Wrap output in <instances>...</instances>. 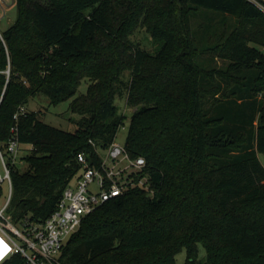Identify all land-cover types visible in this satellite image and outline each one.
Wrapping results in <instances>:
<instances>
[{"label":"trees","instance_id":"16d2710c","mask_svg":"<svg viewBox=\"0 0 264 264\" xmlns=\"http://www.w3.org/2000/svg\"><path fill=\"white\" fill-rule=\"evenodd\" d=\"M15 3V21L0 30V146L16 126L31 149L25 169L11 165L12 220H45L56 209L78 154L97 157L96 146L116 138L125 121L116 97L126 93L137 109L124 143L146 158L155 193L136 187L88 214L64 264H175L183 248L196 264L199 245L202 264H264V9L252 0ZM199 15L228 27L198 46ZM141 31L161 43L155 52L134 38ZM84 78L87 90L75 96ZM39 93L50 104L75 96L79 128L27 109ZM3 264L27 263L16 254Z\"/></svg>","mask_w":264,"mask_h":264},{"label":"built area","instance_id":"2783aa9c","mask_svg":"<svg viewBox=\"0 0 264 264\" xmlns=\"http://www.w3.org/2000/svg\"><path fill=\"white\" fill-rule=\"evenodd\" d=\"M252 1L264 9L257 0ZM0 3L6 4V1L0 0ZM20 110L23 112L24 107ZM12 130L14 135L7 146H0V159L4 168V171L0 170V195L5 182L9 187L0 206V252L5 250L0 254V264L16 254L27 264H64L61 259L63 248L88 214L136 187L150 195L155 193L146 158L132 157L125 143L115 138L105 148L96 146L97 157L87 158L84 153L78 154L81 166L77 177L66 186L56 209L45 220L25 217L15 223L8 213L13 194L11 165L17 161L21 142L17 127L14 126Z\"/></svg>","mask_w":264,"mask_h":264},{"label":"rangeland","instance_id":"374dc122","mask_svg":"<svg viewBox=\"0 0 264 264\" xmlns=\"http://www.w3.org/2000/svg\"><path fill=\"white\" fill-rule=\"evenodd\" d=\"M5 1L6 4L0 3V30H4L10 24H12L15 21L17 15V7L15 1L14 3L12 2V0ZM205 11L207 10L201 8V13H204ZM218 13L221 14V17H223L222 12ZM218 18H220V16H217L215 21L213 19H208L206 16L199 15V17L195 19L193 27L196 28L195 36L196 38H198V46H203L208 36L210 34H213L216 30L225 29L226 27H228L229 23L227 22V20L222 19L218 21ZM134 38L142 40L143 46L149 49L151 52H155L161 44L160 42H154L151 36L145 31L139 32L137 35L134 36ZM202 61L203 63L205 62L208 65H217L216 67H224L227 64L226 60L222 58H215L212 55H204ZM125 74V78H127L129 76L128 71ZM88 84L89 80L87 78L82 79L75 96L85 93ZM74 97L65 99L56 104H50L49 98L45 94L39 93L29 98L26 103V107L31 111H37L44 122L60 129L73 132L79 128V120L82 117L79 113L72 112L69 108L70 102ZM116 104L119 107V112L125 116L124 124L119 128L117 132L116 140L120 143H124L126 140L131 116L133 112L137 109V106H130L129 104H127L126 93L124 95L116 97ZM101 151L104 152V150ZM28 152V144L21 143L20 151L18 153V156H16V165H18V167L21 169H25L27 167V164L23 158ZM259 157L262 163L264 164V153H260ZM0 170L4 171L1 159ZM8 189V184L7 182H5L2 185L0 195V206L5 200V197L8 193ZM186 257V250L185 248H183L182 250L177 252L175 256V264H191L187 263ZM197 258L198 259L196 261V264H202L206 258V249L202 245L198 246Z\"/></svg>","mask_w":264,"mask_h":264},{"label":"crops","instance_id":"0c3cea01","mask_svg":"<svg viewBox=\"0 0 264 264\" xmlns=\"http://www.w3.org/2000/svg\"><path fill=\"white\" fill-rule=\"evenodd\" d=\"M27 108V107H26ZM28 147H29V150L31 149V145H28Z\"/></svg>","mask_w":264,"mask_h":264},{"label":"bare ground","instance_id":"6f19581e","mask_svg":"<svg viewBox=\"0 0 264 264\" xmlns=\"http://www.w3.org/2000/svg\"><path fill=\"white\" fill-rule=\"evenodd\" d=\"M3 251H5V250H4V249H3V250H1L0 254H1V253H3Z\"/></svg>","mask_w":264,"mask_h":264},{"label":"water","instance_id":"95a60500","mask_svg":"<svg viewBox=\"0 0 264 264\" xmlns=\"http://www.w3.org/2000/svg\"><path fill=\"white\" fill-rule=\"evenodd\" d=\"M178 1H180V0H178Z\"/></svg>","mask_w":264,"mask_h":264}]
</instances>
